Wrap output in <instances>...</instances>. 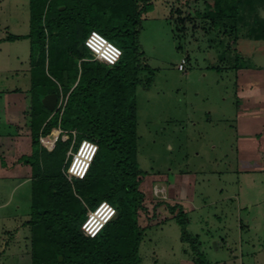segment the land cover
Here are the masks:
<instances>
[{
	"label": "rangeland",
	"instance_id": "1",
	"mask_svg": "<svg viewBox=\"0 0 264 264\" xmlns=\"http://www.w3.org/2000/svg\"><path fill=\"white\" fill-rule=\"evenodd\" d=\"M26 1L0 0V38L29 30ZM212 1L151 0L142 16L138 48L154 73L141 72L136 94L138 163L146 172L139 177L146 208L139 211L145 231L140 264H195L193 245L182 239L176 218L180 207L204 261L264 264V152L240 157L236 129L239 111L250 109L261 117L253 127L264 130V37L253 31L264 26V0L244 4L237 42L232 20L214 27L203 16ZM30 52L25 38L0 44V134L16 135L17 142L7 165L32 153L29 117L13 125L3 111L4 104L26 95L32 106ZM58 133L45 137L49 147ZM7 165L6 175L0 174V264H32L26 224L32 168L16 161L23 169L15 177ZM246 167L254 172L242 173ZM170 206H177L174 213Z\"/></svg>",
	"mask_w": 264,
	"mask_h": 264
},
{
	"label": "trees",
	"instance_id": "2",
	"mask_svg": "<svg viewBox=\"0 0 264 264\" xmlns=\"http://www.w3.org/2000/svg\"><path fill=\"white\" fill-rule=\"evenodd\" d=\"M246 3L251 1L233 0L223 7L222 0H213L203 16L214 27L232 20L237 42L238 23L243 19L240 13ZM151 4V0H30L32 153L22 156L20 162L30 165L33 175L31 215L26 222L31 231L32 264L141 263L145 231L139 211L146 208L139 177L146 172L138 163L136 94L141 72H154L142 63L138 42L142 16ZM92 30L122 49L117 63L89 59L91 53L84 43ZM253 31L264 37V26ZM152 80L150 77L146 86ZM50 93L67 96L62 112L43 104V97ZM54 128H61L68 138L61 134L49 150L41 137L49 136ZM72 130L76 143L79 139L75 150L84 139L98 144L87 174L73 183L65 173L71 160ZM104 201L115 206L116 215L94 237L84 235L82 224L88 210ZM169 208L174 213L177 206ZM176 218L182 226V239L193 245L195 264H209L201 255L197 237L186 229L187 213L181 207Z\"/></svg>",
	"mask_w": 264,
	"mask_h": 264
},
{
	"label": "built area",
	"instance_id": "3",
	"mask_svg": "<svg viewBox=\"0 0 264 264\" xmlns=\"http://www.w3.org/2000/svg\"><path fill=\"white\" fill-rule=\"evenodd\" d=\"M84 44L91 53V58H89L90 60L99 61L107 65H114L122 56V49L97 30H92L87 35ZM184 62L185 60H183V62L179 65L180 69H183ZM66 102L67 97H62L58 101L55 112L59 109L62 112ZM57 129L59 130V133L53 140L52 146L49 147L47 145V142H50L48 139H45L44 136L41 137L42 144L49 150L53 149L61 134H63V139H65V135L68 138V134L65 131H63L61 128ZM71 132L74 134V140L68 151V156H71V160L66 167L65 173L70 180L82 179L87 174L97 154L98 144L94 141L84 139L79 143L78 148L75 150L74 147L76 144V133L74 130ZM116 213L117 210L115 206L106 201L100 203L95 209L89 210L88 216L82 224V231L84 235L89 237H94L97 235L104 225L116 215Z\"/></svg>",
	"mask_w": 264,
	"mask_h": 264
},
{
	"label": "crops",
	"instance_id": "4",
	"mask_svg": "<svg viewBox=\"0 0 264 264\" xmlns=\"http://www.w3.org/2000/svg\"><path fill=\"white\" fill-rule=\"evenodd\" d=\"M27 6L29 8V16L28 18V24H29V30H27L26 32H22V33H8L9 31H7V34H5L2 38H0V44L2 42H12L15 40H10L8 39L10 36H21V38H25L26 40H29V44H30V39L28 38V34L30 33V19H31V12H30V0L26 1ZM4 27H9V26H4ZM20 39V38H19ZM17 40V39H16ZM31 47V44H30ZM29 68H28V72L30 73V78H31V59L29 61ZM30 90V89H29ZM66 98L67 96H64L62 93L59 96V100L61 98ZM20 98V99H18ZM16 99V97H15ZM17 103L16 101L14 102H7V104H4V109L3 111L6 112V121L10 122L11 124H16L17 120H21L19 119V117L22 116H28V122H29V131L31 132V126H30V122H31V103L29 101V97H27V95L25 97L22 96L21 97H17ZM28 100V101H27ZM58 100V101H59ZM14 106V109L16 107L17 111L13 112L12 107ZM56 110V109H55ZM54 110V112H55ZM241 110V109H240ZM12 111V112H11ZM243 111V110H242ZM240 112L238 113V123L236 126L237 129V133H238V137H237V142H238V150L240 151V157H248V153H250V156H257L258 154H260L262 151L264 152V130H260L258 131L257 129H255V125H257V122H259V120H261V117H256V114H252L250 111V109L246 112ZM241 113V114H240ZM11 116V118L9 117ZM12 119V120H11ZM27 120V119H26ZM17 125V124H16ZM254 126V127H253ZM57 129V128H54ZM53 129V130H54ZM17 132V128L15 127V133ZM11 140V141H10ZM16 146H17V142H16V135H7V134H0V174L2 175H6L5 171H3V165H7V157H15L16 155ZM31 151H32V146H31ZM12 151V152H11ZM27 154H24L22 156H26ZM261 155V154H260ZM21 156V157H22ZM249 156V158H251ZM21 157L16 160L19 163L23 164L22 166H26L27 164H24L22 162H20ZM258 158V156H257ZM16 161L13 162L12 165H7L8 166V174H13V176H22L19 175L18 172L22 171V167H19L16 165ZM249 163V162H248ZM29 166V165H27ZM245 169L244 171H242V173L244 174H250L252 172H254V170L252 167L249 168H242ZM31 175H32V171H31ZM243 226V225H242ZM262 253L264 254V249H262Z\"/></svg>",
	"mask_w": 264,
	"mask_h": 264
},
{
	"label": "water",
	"instance_id": "5",
	"mask_svg": "<svg viewBox=\"0 0 264 264\" xmlns=\"http://www.w3.org/2000/svg\"><path fill=\"white\" fill-rule=\"evenodd\" d=\"M84 48L83 44H80L79 49L82 51ZM59 96L57 93H50L43 97L42 102L43 104L51 111L56 109L58 104ZM62 257H60V260Z\"/></svg>",
	"mask_w": 264,
	"mask_h": 264
}]
</instances>
